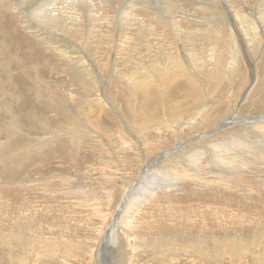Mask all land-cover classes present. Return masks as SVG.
<instances>
[{
	"label": "rangeland",
	"instance_id": "374dc122",
	"mask_svg": "<svg viewBox=\"0 0 264 264\" xmlns=\"http://www.w3.org/2000/svg\"><path fill=\"white\" fill-rule=\"evenodd\" d=\"M103 1L0 0V264H264V166L239 173L212 150L264 157V0ZM232 174L250 216L235 190L169 187Z\"/></svg>",
	"mask_w": 264,
	"mask_h": 264
},
{
	"label": "bare ground",
	"instance_id": "6f19581e",
	"mask_svg": "<svg viewBox=\"0 0 264 264\" xmlns=\"http://www.w3.org/2000/svg\"><path fill=\"white\" fill-rule=\"evenodd\" d=\"M61 1V0H60ZM71 1V0H70ZM83 2H85L86 0H82ZM93 1V0H92ZM105 2H107L108 0H104ZM103 1V2H104ZM113 1H115V0H113ZM125 2L127 1V2H130L131 0H124ZM133 1V0H132ZM136 1V0H135ZM139 1V0H138ZM141 1H144V0H141ZM149 1V0H148ZM214 1V0H213ZM216 1L217 0H215V2H212V1H208V0H202V1H200V2H203L202 4H200L199 2H198V4H200V8H208V9H210L211 11L213 10L214 11V8L216 7V5L218 4V3H216ZM226 1V0H225ZM237 1V0H236ZM73 2V1H72ZM109 2H110V0H109ZM112 2V1H111ZM150 2H152L153 4L154 3H157V1H155V0H150ZM54 3H55V1H54ZM102 3V2H101ZM115 3V2H114ZM132 3V6H134L133 5V3L134 2H131ZM136 3V2H135ZM134 3V4H135ZM144 3H146V0H145V2ZM87 4V3H86ZM117 4V3H116ZM54 5V4H53ZM90 5V4H89ZM235 5V4H234ZM237 5V4H236ZM94 6V5H93ZM107 7V6H106ZM128 7V6H127ZM130 7H131V5H130ZM135 7L136 8H138V3H137V6L135 5ZM140 8H141V10H146V9H149L150 10V12H152V13H150L149 14V17H150V19H154V18H156L157 19V21L154 23V24H157V23H159V24H161V26L162 25H165V26H167L168 24H167V22H164V21H162L163 20V18L165 17L164 15L162 16V15H159L160 13L161 14H163V12H161L160 10H159V14H157V12H155V10L157 9V7H149L148 6V4H147V6L146 5H140L139 6ZM116 8V7H115ZM159 8V7H158ZM134 9V8H133ZM218 9V8H217ZM216 9V10H217ZM116 9H114V11H115ZM137 10V9H136ZM140 10V9H139ZM151 10H153V11H151ZM207 10V9H206ZM241 10V9H240ZM104 11H106V10H104ZM134 11V10H133ZM132 11V12H133ZM147 11V10H146ZM158 11V10H157ZM204 11V10H203ZM212 11V12H213ZM132 12H131V10H130V14H132ZM207 12V11H206ZM234 12V15H238L237 13H236V11H233ZM256 12V11H255ZM260 12V11H259ZM122 13V12H121ZM134 13V12H133ZM147 13V12H146ZM149 13V12H148ZM147 13V14H148ZM242 13V12H241ZM253 13V12H252ZM151 14H153V15H151ZM209 14H211V13H209ZM215 14V13H214ZM216 14H218V13H216ZM221 14H223V13H221ZM243 14V13H242ZM260 14H262V13H260ZM40 15V14H39ZM133 15V14H132ZM212 15V14H211ZM211 15H208V16H210V19H209V21L210 22H212L214 19H216L215 17H211ZM247 15V14H246ZM245 15V16H246ZM257 15V14H256ZM263 15V14H262ZM32 16H38V15H35V14H32ZM41 16H42V14H41ZM41 16H39L38 17V20H41ZM121 16H125V15H121ZM134 16V15H133ZM215 16H217V15H215ZM222 16V15H221ZM249 16V15H248ZM251 17V16H250ZM36 19H37V17H35ZM259 18V17H258ZM234 19H239V18H234ZM241 19V18H240ZM246 20H247V16H246ZM257 19H255V20H253L252 21V18H251V23L250 24H248V23H245L244 22V20L242 21V19L240 20V29H238V31H240V33L238 32V34L243 38L244 36H249V35H255L256 37H258L259 36V34H261V33H263V32H261L260 31V24H262V23H259L258 21H256ZM150 21V20H149ZM168 21V20H167ZM208 21V22H209ZM249 21H250V19H249ZM261 21H262V19H261ZM175 22H178V21H175ZM174 22V23H175ZM214 22V21H213ZM212 22V23H213ZM235 22V21H234ZM247 22V21H246ZM216 24V23H215ZM263 25V24H262ZM124 27V26H123ZM161 28V27H160ZM131 29V28H130ZM241 29H243V33H242V30ZM217 33V32H216ZM244 35V36H243ZM228 37H229V41L230 40H234V35L232 34V33H229L228 34ZM254 37V36H253ZM252 37V38H253ZM255 37V38H256ZM260 37V36H259ZM261 37H263L262 35H261ZM220 39H222V38H220ZM227 39V38H226ZM260 39V38H259ZM261 41V40H260ZM217 42V41H216ZM223 42V41H222ZM262 42V41H261ZM260 42V43H261ZM264 42V41H263ZM227 44H228V42H226ZM253 43V42H252ZM259 43V42H258ZM231 44V43H230ZM245 44V43H244ZM256 44V43H255ZM264 44V43H263ZM229 45V44H228ZM253 45V44H252ZM231 46V45H230ZM254 46V45H253ZM259 46H261L260 44H259ZM259 46H257V47H254V54H257L258 53V51L260 50V48L261 47H259ZM229 47V46H228ZM232 47H235V46H232ZM253 48V47H252ZM217 49V48H216ZM221 49H222V47H221ZM249 50V49H248ZM263 50H264V47H263ZM263 50H262V52H263ZM209 51H211V50H209ZM215 52V51H214ZM213 51L210 53V55H212V58H210V59H215V54H213L214 53ZM252 52V51H251ZM209 53V52H208ZM237 52L234 50V49H232V51L230 52V56H229V60L230 61H235V54H236ZM194 54V53H193ZM217 54V53H216ZM261 56V55H260ZM209 57V56H208ZM190 58V57H189ZM205 58V57H204ZM207 58V57H206ZM213 59V60H214ZM206 60V59H205ZM212 60V61H213ZM203 63H205V62H203ZM174 66V65H173ZM200 67V66H199ZM204 68V67H203ZM149 70V69H148ZM170 69L166 66V69L164 70V71H169ZM163 71V70H162ZM208 72V71H207ZM155 73V72H154ZM156 74V73H155ZM133 75V74H132ZM149 75H151L150 73H149ZM152 75H153V73H152ZM157 75V74H156ZM166 76H168L167 74H166ZM143 77V76H142ZM151 77V76H150ZM153 77V76H152ZM137 78H139V77H137ZM157 78V77H156ZM127 79V78H126ZM130 79H134V78H130ZM158 82H160V81H158ZM129 83V82H128ZM145 84V83H144ZM150 84H153V83H150ZM132 85V84H131ZM135 85V84H134ZM158 85H160V89L162 90V89H164V85H163V83H158ZM130 87V86H129ZM146 87V86H145ZM132 88V87H131ZM133 88H136V87H133ZM136 91V90H135ZM131 92H132V90H131ZM130 93V92H129ZM133 94V93H132ZM143 97H144V95H143ZM127 103V102H126ZM129 104V103H128ZM127 104V105H128ZM229 121V122H228ZM230 121L232 122V120H225L224 121V124L223 125H221V127H225V125L227 124V123H230ZM95 126V125H94ZM93 126V127H94ZM12 127H13V125H12ZM16 127V126H15ZM17 128V127H16ZM92 128V127H91ZM18 129V128H17ZM80 129H82L81 128V126H80ZM85 129H87V128H85ZM90 129V128H89ZM262 129H264V128H262ZM77 130V129H76ZM75 130V131H76ZM83 130V129H82ZM84 131H86V130H84ZM88 131V130H87ZM86 131V132H87ZM93 131V130H92ZM86 132H83V133H86ZM88 132H90V131H88ZM87 132V133H88ZM94 132V131H93ZM95 132H97V131H95ZM73 133V132H72ZM82 133V132H81ZM80 133V134H81ZM72 135V134H71ZM203 135H205V134H203ZM202 135V136H203ZM9 140V139H8ZM44 141V140H43ZM45 142V141H44ZM260 142V141H259ZM3 143V142H2ZM2 143L0 142V146H2ZM39 143H41V142H38V144ZM258 143V142H257ZM260 145H262L261 143H259ZM44 145H45V143H44ZM43 145V146H44ZM264 145V144H263ZM177 146V145H176ZM32 147H34L33 145H32ZM39 146L37 145V148H38ZM41 147V146H40ZM261 148V147H260ZM259 148V149H260ZM223 151L222 152H220V151H218L217 150V148H213L212 150H213V155H215V156H217V158L219 159V161H217V164H219V166H229V167H232V168H234V170H236L237 172H239V173H241L243 170L244 171H247V170H251L252 168L254 169L255 167L254 166H256V168L257 167H259V166H264V157H261V159L260 158H256L255 159V157H254V159H255V161L254 160H251V161H249V159H250V157H248L249 155H251V152H249V150L250 151H252V152H254L255 151V147H254V145H246V144H242V145H240V144H236L235 145V147L234 146H227V144H224L223 145ZM248 149V150H247ZM256 149H258V148H256ZM263 149V148H262ZM261 150V149H260ZM264 150V149H263ZM19 151H22L21 149L19 150ZM240 151H242V154H238V152H240ZM199 152V151H198ZM223 152H226V153H223ZM256 152V151H255ZM264 152V151H263ZM262 151H261V153H263ZM258 153V152H257ZM223 154V155H222ZM232 154V155H231ZM254 154V153H253ZM202 155H204V153H199V154H193L192 155V157H194L193 158V163L197 160V159H199L198 158V156H202ZM212 155V156H213ZM242 155H248L247 157V159H244V157H242ZM257 154H255V156H256ZM260 155V154H259ZM254 156V155H253ZM258 156V155H257ZM260 157V156H259ZM252 158V157H251ZM213 159V158H212ZM213 160H215V158L213 159ZM190 161V160H189ZM216 164V163H215ZM206 165H208V164H206ZM213 165V164H212ZM209 166V165H208ZM210 167V166H209ZM205 168H207V166L206 167H204V168H202L201 169V172H203L204 174H205ZM245 168V169H244ZM255 168V169H256ZM254 169V170H255ZM262 171V170H261ZM196 174V173H195ZM234 175L235 174H232V178L231 177H227V178H225L224 176H222V175H220L221 176V178H223L224 180H225V182L228 184V187H224V188H212V189H208L207 187H201V186H198V189H195L188 181H187V183H189V185L188 186H186V184L185 183H180V182H176V184L174 183V182H172V183H170L169 184V187L171 188V187H173V186H175V189L177 190V191H182V192H186V191H190V190H192L195 194H200L201 192H206L207 194L208 193H216L215 195H210V197H212V196H221L222 195V193H224L225 191L226 192H229V191H231V190H235V188L233 187V188H231L234 184H236L237 186L238 185H244V184H246L247 185V183H248V176H246L247 178V180H244V178H245V175H239V176H236V177H234ZM246 175H248V174H246ZM252 175V174H251ZM250 175V176H251ZM166 176V175H165ZM253 176V175H252ZM258 176V175H257ZM259 177V176H258ZM236 179H239L238 181H236L235 183H233ZM35 181V180H34ZM196 181H201L202 183H204L205 185H209L208 184V182H207V180H203V179H198L197 178V180ZM36 182H38V181H36ZM205 185H203V186H205ZM186 186V187H185ZM231 186V187H230ZM159 187V189L160 190H167L169 187L166 185V184H161V185H159L158 186ZM230 187V188H229ZM248 187H250V185L248 186ZM224 190V191H223ZM235 192L238 194V199L240 200L239 202H238V204L236 205V209H235V211H239V213L243 216V217H245L246 215L247 216H250L251 215V213L254 211V210H259V207H257L256 205H258L257 203H255V202H253L254 200H249V205H245L243 202H242V199H243V196H244V194L245 193H241V192H238L237 190H235ZM158 193H159V190L158 189H156V190H154V191H152V192H149L148 194H147V202L148 201H150L149 203H151V202H153L154 200H155V198H156V196L158 195ZM126 192H125V196H126ZM125 196H124V198H123V203H125L126 201H127V199L128 198H125ZM170 195H167V196H162V197H169ZM126 199V200H125ZM129 201V200H128ZM127 201V202H128ZM250 202H253L251 205H250ZM200 204V203H199ZM124 205V204H123ZM207 205V204H206ZM122 206V205H121ZM212 206V205H211ZM122 209V208H121ZM120 211L121 210H119L118 211V213H120ZM133 213V212H132ZM115 216H117V215H115ZM134 216H132L131 218H133ZM130 218V219H131ZM124 221V220H123ZM127 221H128V219L126 220V223H127ZM134 221V220H133ZM125 222V221H124ZM128 223H130L129 221H128ZM114 226H115V221H113V225H112V229L114 228ZM111 229V230H112ZM86 234V233H85ZM115 239V238H114ZM24 243V242H23ZM104 244L105 243H103V246H104ZM24 245V244H23ZM26 245H28V241H26L25 242V245L24 246H22L23 247V249L25 250L26 248H25V246ZM106 246H108V241H106ZM188 245H184L182 248H186ZM105 247V246H104ZM169 247V246H168ZM174 247V246H173ZM179 248V247H178ZM169 249V248H168ZM27 250V249H26ZM198 251V250H197ZM6 254L8 255V256H10V258H11V256H12V254L10 253V252H8V251H6ZM27 254V253H26ZM25 255V254H24ZM27 257V256H26ZM25 257V258H26ZM23 259L22 261L20 260H18V262L19 263H17V264H29L28 263V261H27V259ZM15 259H16V257H15ZM21 259V258H20ZM180 259V258H179ZM13 260V259H12ZM11 260V261H12ZM16 262V261H15ZM16 264V263H15Z\"/></svg>",
	"mask_w": 264,
	"mask_h": 264
}]
</instances>
